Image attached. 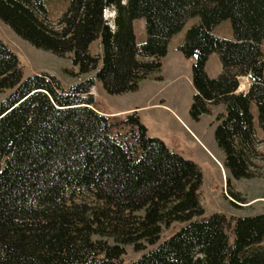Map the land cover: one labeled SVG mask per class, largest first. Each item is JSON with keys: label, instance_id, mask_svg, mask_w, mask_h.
I'll return each mask as SVG.
<instances>
[{"label": "trees", "instance_id": "obj_1", "mask_svg": "<svg viewBox=\"0 0 264 264\" xmlns=\"http://www.w3.org/2000/svg\"><path fill=\"white\" fill-rule=\"evenodd\" d=\"M193 16L199 21L178 46L195 57L190 116L223 105L214 137L224 167L236 179L253 177L264 141L252 113L255 104L264 133V0H70L56 23L45 0H0V20L19 37L69 57L75 76L95 72L67 89L54 74L24 77L0 37V92L11 90L0 100V264H122L127 245L141 252L129 264H264V213L237 216L233 226L224 213L206 217L196 163L149 135L137 111L114 135L110 115L94 107L96 80L120 94L159 73L170 39ZM225 19L233 39L213 33ZM97 39L101 55L90 52ZM214 52L222 70L210 77ZM240 76H249L246 92Z\"/></svg>", "mask_w": 264, "mask_h": 264}, {"label": "rangeland", "instance_id": "obj_2", "mask_svg": "<svg viewBox=\"0 0 264 264\" xmlns=\"http://www.w3.org/2000/svg\"><path fill=\"white\" fill-rule=\"evenodd\" d=\"M45 1L49 19L56 23L70 0ZM111 11L107 10L106 16H110ZM198 21L197 16L188 19L182 30L173 38L170 52L163 59L162 70L151 75L149 79L140 81L136 91L108 94L102 83L96 80L91 93L95 99V109L110 115L114 122L112 129L114 135L125 132L123 121L129 114L137 111L149 135L160 138L171 151L196 163L203 173L200 195L205 216L209 217L214 212L224 213L230 226H233L234 218L237 216L264 213V141L257 146L259 155L254 160L255 175L236 179L224 167L225 156L214 137L215 116L224 110V106L221 104L212 106L211 114L202 115L198 121L191 118L189 110L195 93L191 77L195 60L189 56L185 57L174 46L177 42L183 41L187 28ZM133 27L136 42L143 43L146 40L145 20L135 19ZM213 33L224 39L234 37L230 20H223L214 27ZM0 37L18 56L24 77L41 73L54 74L67 89L71 84L95 75L94 71L79 77L71 74V71L77 72V68L72 65L69 57L63 58L49 50L35 47L19 37L1 20ZM262 48L264 51V41ZM90 52L102 54L100 39L91 43ZM216 66L220 67V72L216 70ZM207 70L210 77L221 73L222 67L217 53L214 52L212 55ZM158 74L161 79H155ZM243 85L246 86L245 83ZM10 92V89L0 92V100ZM252 113L258 139L263 140L264 133L258 123V110L255 104H252ZM181 225L182 223L177 222L170 228L164 229L161 239L169 236ZM227 232L232 243L234 239L232 228L228 227ZM125 248L122 264H129L141 254L135 251L132 245H127Z\"/></svg>", "mask_w": 264, "mask_h": 264}, {"label": "crops", "instance_id": "obj_3", "mask_svg": "<svg viewBox=\"0 0 264 264\" xmlns=\"http://www.w3.org/2000/svg\"><path fill=\"white\" fill-rule=\"evenodd\" d=\"M175 37V35L170 39V42H169V44H168V52H167V54H169V52H170V47H171V44H172V41H173V38ZM228 39H233V37L231 36V37H228ZM181 42V41H180ZM180 42H177L176 44H175V46H174V48H176V49H178L177 47L179 46V44H180ZM182 54V53H181ZM214 53H212L210 56H209V58H208V60H207V62H206V71H207V73H208V66H209V63H210V60H211V57H212V55H213ZM180 55V54H179ZM167 56V55H166ZM165 56V57H166ZM164 57V58H165ZM163 58V59H164ZM189 58H191V59H193V60H195V57L194 56H192V57H189ZM214 62H215V60H214ZM217 68H216V70H218V72H220L219 70H220V67L219 66H216ZM222 67V66H221ZM243 83H245V85L246 86H244L243 85ZM249 83H250V80H249V77L248 76H240L239 77V88H238V91H242V92H246L247 90H248V87H249Z\"/></svg>", "mask_w": 264, "mask_h": 264}]
</instances>
